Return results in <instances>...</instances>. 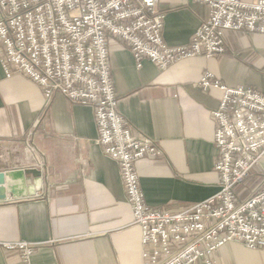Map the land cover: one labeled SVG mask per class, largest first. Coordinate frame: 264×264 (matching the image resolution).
Segmentation results:
<instances>
[{"label":"crops","instance_id":"obj_1","mask_svg":"<svg viewBox=\"0 0 264 264\" xmlns=\"http://www.w3.org/2000/svg\"><path fill=\"white\" fill-rule=\"evenodd\" d=\"M251 2L254 0H245ZM162 41L184 46L209 16L206 5L160 0ZM225 55L188 58L159 70L109 38L117 112L135 135L146 136L160 157L137 163L144 202L171 213L215 195L219 175L211 111L221 92L203 91V72L228 87L264 94V35L227 31ZM30 132L31 136H27ZM93 110L56 94L46 106L26 77L6 79L0 64V172L33 170L23 198L0 201V244L36 243L31 264H143L141 233L126 203L118 165L94 141ZM264 170V154L256 173ZM213 264H264V250L226 243ZM0 264H22L0 247ZM198 264H203L199 262Z\"/></svg>","mask_w":264,"mask_h":264},{"label":"built area","instance_id":"obj_2","mask_svg":"<svg viewBox=\"0 0 264 264\" xmlns=\"http://www.w3.org/2000/svg\"><path fill=\"white\" fill-rule=\"evenodd\" d=\"M160 0H0V64L6 79L26 77L41 88L44 102L56 94L93 110L94 143L118 165L126 203L141 233L143 264H213L226 243L264 250V183L242 200L236 194L264 154V94L228 87L208 71L197 85L221 92L212 113L218 192L176 213L144 202L136 165L160 157L146 136L135 135L117 112L109 38L129 49L137 68L148 59L159 70L194 57L225 55L227 31L264 35V0H181L202 3L208 18L184 46L162 41ZM27 136H31L27 132ZM0 247L31 264L36 243Z\"/></svg>","mask_w":264,"mask_h":264},{"label":"water","instance_id":"obj_3","mask_svg":"<svg viewBox=\"0 0 264 264\" xmlns=\"http://www.w3.org/2000/svg\"><path fill=\"white\" fill-rule=\"evenodd\" d=\"M30 174H35L33 170H17L0 172V201H4L8 196L12 198H23L27 196V180Z\"/></svg>","mask_w":264,"mask_h":264},{"label":"rangeland","instance_id":"obj_4","mask_svg":"<svg viewBox=\"0 0 264 264\" xmlns=\"http://www.w3.org/2000/svg\"><path fill=\"white\" fill-rule=\"evenodd\" d=\"M258 165L252 170L249 179L244 184L237 187L236 194L238 199L242 200L243 198L248 197L251 193L257 191L264 183V170L257 173L255 171Z\"/></svg>","mask_w":264,"mask_h":264}]
</instances>
